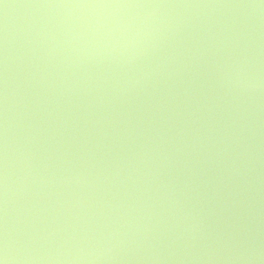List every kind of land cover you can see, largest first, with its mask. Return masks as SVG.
<instances>
[{"label": "water", "instance_id": "obj_1", "mask_svg": "<svg viewBox=\"0 0 264 264\" xmlns=\"http://www.w3.org/2000/svg\"><path fill=\"white\" fill-rule=\"evenodd\" d=\"M0 264H264V0H0Z\"/></svg>", "mask_w": 264, "mask_h": 264}]
</instances>
